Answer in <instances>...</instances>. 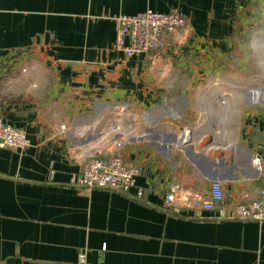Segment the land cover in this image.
Segmentation results:
<instances>
[{
  "label": "crops",
  "instance_id": "1",
  "mask_svg": "<svg viewBox=\"0 0 264 264\" xmlns=\"http://www.w3.org/2000/svg\"><path fill=\"white\" fill-rule=\"evenodd\" d=\"M171 9L180 43L113 47L120 15ZM116 107L132 136L112 151ZM0 115L30 141L0 146V264H264V221L200 207L212 180L225 209L262 185L264 0H0ZM102 148L139 169L129 194L73 184Z\"/></svg>",
  "mask_w": 264,
  "mask_h": 264
},
{
  "label": "built area",
  "instance_id": "2",
  "mask_svg": "<svg viewBox=\"0 0 264 264\" xmlns=\"http://www.w3.org/2000/svg\"><path fill=\"white\" fill-rule=\"evenodd\" d=\"M118 30L113 47L122 51L125 56L133 57L159 52L162 49L180 43L185 37L187 28L186 16L177 9H171L166 13L146 10L136 14H122L118 18ZM117 108V107H116ZM123 108H117L116 119L100 135L106 137L113 148L119 151L130 136V125L122 128L119 117L123 114ZM135 122L134 117H130ZM189 131L183 130L180 136V144L188 139ZM29 138L24 129L12 125L0 115V146L10 149H25L29 146ZM105 148V147H104ZM102 148L100 153H93L82 164L80 172L73 177V184L90 191L92 189H105L107 191L129 194L135 186L139 169L120 154ZM104 150V151H103ZM110 152V151H109ZM252 166L262 178V185L258 190V196L246 202L237 203L229 209L221 206L224 199L223 186L220 180H212L210 183L209 197L200 202L204 211L213 212L212 217L230 220H255L264 221V159L255 155L251 159ZM179 191L177 185H172L165 195V202L176 203V195ZM134 195L142 198L144 193L137 189ZM56 264H72L58 262ZM87 264L84 256L80 255L78 263Z\"/></svg>",
  "mask_w": 264,
  "mask_h": 264
},
{
  "label": "bare ground",
  "instance_id": "3",
  "mask_svg": "<svg viewBox=\"0 0 264 264\" xmlns=\"http://www.w3.org/2000/svg\"><path fill=\"white\" fill-rule=\"evenodd\" d=\"M96 147H98V146H96Z\"/></svg>",
  "mask_w": 264,
  "mask_h": 264
}]
</instances>
